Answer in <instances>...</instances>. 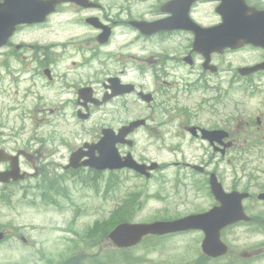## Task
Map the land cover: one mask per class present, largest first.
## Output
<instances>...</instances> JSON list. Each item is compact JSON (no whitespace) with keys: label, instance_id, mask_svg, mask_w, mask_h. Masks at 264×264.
Listing matches in <instances>:
<instances>
[{"label":"flooded vegetation","instance_id":"af4514ba","mask_svg":"<svg viewBox=\"0 0 264 264\" xmlns=\"http://www.w3.org/2000/svg\"><path fill=\"white\" fill-rule=\"evenodd\" d=\"M90 1H94L95 8L88 10V13L78 11L75 14L103 19L122 14L127 19L162 17L159 1L141 17L133 16L130 12L114 13L120 8L112 2ZM244 2L255 7H264V0ZM210 4L194 7L195 4L191 11L192 19L205 29L215 27L221 21L213 11H201V8L204 9ZM134 33L137 38L143 37L136 31ZM143 38L148 40L144 53L147 59L133 61V69L121 74L128 83L134 79L148 82L154 96L162 101L158 107L174 125L180 145L178 146L179 141L175 143L176 148L170 154L180 163L174 162L172 165L187 169L188 176L194 182L191 185L193 199H179L180 205L200 207L204 196L210 202L208 208L216 207L218 203L212 197L209 186L210 176L214 175L224 193H237L242 196V207L249 216L248 222L230 227L231 236L245 232L259 235L261 231L264 244V70L246 77L237 76V70L235 72L230 66L232 55L236 53L234 50L224 49L220 53L200 54L195 50L193 34L188 31L159 32ZM21 46L10 43L6 46L5 53ZM152 47L161 54H149ZM259 51L261 57L254 65L264 62V52ZM206 60L209 64L205 66ZM237 83L243 85V92L241 102H236L241 111L234 117L232 95L233 86ZM245 112L252 114L247 116ZM214 132H222L221 142L219 136L212 134ZM186 147L194 148L195 151H186ZM200 148L205 152L203 158L208 156L209 161H216V164L219 161L232 164L233 170L226 173L208 171L211 163L199 158L197 150ZM34 159H37L36 155L32 156V160ZM193 162H200L196 166L203 170H194L191 166ZM5 168L6 166L1 167L2 170ZM181 173L182 171H177L178 183L174 186L176 192L179 189L182 193L185 184L181 182ZM198 238L200 239V234Z\"/></svg>","mask_w":264,"mask_h":264},{"label":"rangeland","instance_id":"374dc122","mask_svg":"<svg viewBox=\"0 0 264 264\" xmlns=\"http://www.w3.org/2000/svg\"><path fill=\"white\" fill-rule=\"evenodd\" d=\"M134 1V0H133ZM70 20L71 18H59L56 19V17H53L51 20V27L48 29H43L40 31H37L39 33L33 35L31 38L28 39L30 42H35L37 44H44L46 45L50 41L56 42V36L58 35L60 29V24L66 23L67 21L64 20ZM53 24V26H52ZM69 28V26H67ZM55 28V29H54ZM54 29V30H53ZM75 32V31H71ZM28 35V32L24 33L22 36L26 37ZM150 53L158 54L161 53L154 47L150 49ZM260 56L257 57H245V58H232L230 60V66L235 68L238 66H244V65H250L255 63ZM239 86V85H238ZM240 92L238 94L233 93L232 101L238 102L240 101ZM240 110H235L233 108V115L234 117L239 114ZM252 112H245V115H250ZM205 152L201 151L198 153V156L203 161H208V156L204 157ZM66 155V154H63ZM57 161H54L53 163L58 164H64L66 162V156L64 159H56ZM52 170V169H48ZM157 190L156 187H152L149 192L154 193ZM41 191H47L49 193L48 186L40 187L37 189V193ZM21 193H18L17 197H12V202L10 205H6L2 207L0 204V232L3 231L5 233H8L9 236L17 235V236H23L25 238H29L31 240V237H39L42 236V240L46 239L49 244L53 243L55 240L53 236L56 234L52 226H48L47 223H45L44 217H52L53 214L51 213H41L40 210V204L41 201L48 198V194L43 197L39 198L36 196H29L28 198L24 197L22 199V196L20 197ZM133 195H127L124 193H121L120 196L118 194H111L110 196L106 197V202L104 206L101 207V214L103 217H108V212H111L112 210L110 208H115L117 205L116 203L122 202L124 199H128ZM20 197V198H19ZM157 199L160 201H156L158 204H152L153 201H150L149 204L146 206L145 212H139L135 218H137L136 222L147 220L149 217H162L165 218H175L180 217L184 215H188L191 213H194V211H201L203 209L207 208V205L209 204L207 201H204L201 203V207L199 206H190V207H184L181 209V207L173 206L170 203H164V193L161 192L159 196H157ZM76 200V197H74V201ZM85 206L93 213L90 220L88 221V226L91 225L92 221L96 218L97 214L93 212L94 207L96 206V202L89 204L85 203ZM161 211L160 213H157ZM131 220L133 221V215L131 217ZM83 222H85V219H83ZM76 225V224H75ZM74 231L77 232V234H81V231L79 228H76L74 226ZM195 236V235H194ZM192 236H189L185 241L188 242L187 248H189V242H191ZM231 239L238 238L237 235H232L230 237ZM260 241V237L255 239ZM18 239H14L11 242V246L6 248V245L2 244L0 246V264H26L28 263L29 258L25 254V252H22L18 250L22 246L20 245L17 247V241ZM32 241V240H31ZM37 241H41V239H38ZM176 240H170L168 239L165 246L168 250L163 254H158L154 257L153 260H151L152 263L156 262L157 264H167V260L169 257H172L169 259V262L171 264H179L185 256V253H187L188 249L185 250L186 245L184 244V249L182 250L181 247H178L176 249ZM4 245V246H3ZM164 247V246H163ZM140 254V253H138ZM31 260V259H30ZM116 264H120V261L117 260ZM182 264V263H181Z\"/></svg>","mask_w":264,"mask_h":264},{"label":"water","instance_id":"95a60500","mask_svg":"<svg viewBox=\"0 0 264 264\" xmlns=\"http://www.w3.org/2000/svg\"><path fill=\"white\" fill-rule=\"evenodd\" d=\"M19 1H22V0H19ZM9 20H10V22L8 24H5V21H3V20L0 21V39L5 37L8 34L7 28H8V26L10 28L14 22H18V21L33 22V21H38L39 19H24V18H16L15 19V18H11ZM222 212H224L223 214L225 216H227L229 214V212H227L226 208H224L223 210L212 212L210 214L211 218L202 222L201 226L203 228H205V230L207 232H209V234H212L213 231L215 230L216 224L220 220L219 214ZM199 221L200 220L192 219L187 224H184L183 222H179V223L173 224V226H174V228L183 227V226H196V227H198V226H200ZM133 234H135L133 231V227H130V228L124 227L118 232L117 237L119 239H128V238H132ZM209 239L210 238H208V240ZM213 242H214V240L213 241L211 240L209 243L213 244Z\"/></svg>","mask_w":264,"mask_h":264}]
</instances>
